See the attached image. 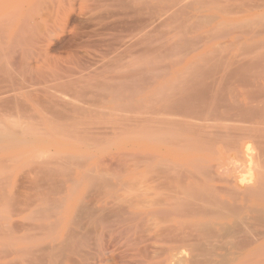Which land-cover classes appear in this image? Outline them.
Segmentation results:
<instances>
[{"label":"bare ground","instance_id":"1","mask_svg":"<svg viewBox=\"0 0 264 264\" xmlns=\"http://www.w3.org/2000/svg\"><path fill=\"white\" fill-rule=\"evenodd\" d=\"M0 264H264V0H0Z\"/></svg>","mask_w":264,"mask_h":264}]
</instances>
